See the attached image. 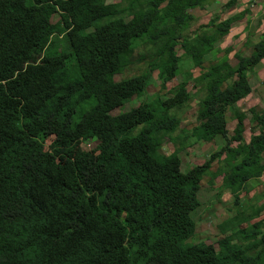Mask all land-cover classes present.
<instances>
[{
  "label": "trees",
  "instance_id": "obj_1",
  "mask_svg": "<svg viewBox=\"0 0 264 264\" xmlns=\"http://www.w3.org/2000/svg\"><path fill=\"white\" fill-rule=\"evenodd\" d=\"M208 2L0 0V264H264L263 219L252 222L264 203L222 221L230 232L217 249L186 242L210 161L223 162L210 181L222 173L235 206L249 179L264 175V109L249 108L246 141L236 105L252 91L246 72L264 58V31L249 55L233 53L235 64L214 61L247 8L189 31V10ZM145 56L141 72L114 79ZM154 70L162 86L179 75L166 95H147ZM133 96L139 104L111 114ZM194 97L193 143L215 134L225 143L182 172L180 118ZM225 112L236 119L231 131ZM165 141L178 144L168 155Z\"/></svg>",
  "mask_w": 264,
  "mask_h": 264
},
{
  "label": "rangeland",
  "instance_id": "obj_2",
  "mask_svg": "<svg viewBox=\"0 0 264 264\" xmlns=\"http://www.w3.org/2000/svg\"><path fill=\"white\" fill-rule=\"evenodd\" d=\"M120 0H106V2H118ZM226 0H209L207 4H204L202 8H192L189 12L194 15L195 20L191 24L189 31H192L197 28L200 24L206 23L213 13H219L221 18H225L228 15L236 13L242 9L247 8L244 16L233 22L229 33L223 38L221 43L215 47L216 55L211 56V59L214 61L227 55L229 62L235 64L236 59L233 56V53L239 51L241 55H249L252 50V44L258 40L259 34L264 31V23L261 21V17L264 14V0H240L239 5L233 8L226 9L224 8V3ZM57 16L53 17V21ZM258 21H261L260 25ZM247 26L244 28L245 23ZM253 29L252 35L250 31ZM230 47V48H228ZM228 50L226 51V49ZM150 57L145 56L143 62L135 61L131 67H127L121 74H115L114 79L118 80L121 77H128L133 74L141 72L142 67L145 66L146 60ZM203 66L208 65V61H204ZM182 66L185 70H190L193 75H198L199 67L192 66L191 62L182 63ZM152 81L147 86V95L150 96L155 93L159 95H166L168 89L174 85L179 80V75L172 77L169 80H166L165 84L160 85V80L157 78V72L154 70L152 72ZM246 78L249 80L252 91L243 99L237 102V109L240 113L244 112L245 117L243 118L244 122V138L248 140L249 135L251 134L252 123L249 122L250 112L249 108L253 107L256 111H262L264 109V58L257 64V66L251 71L246 72ZM192 86L191 81L188 83V88ZM262 93V95H261ZM164 95V96H165ZM140 98L133 96L128 102H126L122 107L114 108L111 111L112 114H116L120 109L127 110L130 107L136 106L139 104ZM198 110V99L196 97L192 98L189 102L188 107L185 112L182 113L180 118V128L182 127L185 133V147L182 150H179L178 156L181 160V171L189 172L195 167H203L209 159L210 154L220 150L225 143V139L221 134H215L210 142H201L193 143V138L189 134L192 126L197 124L196 114ZM227 129L230 131L234 128L236 119L229 115L228 112L224 114ZM250 129V130H249ZM89 143L86 144V147H92L96 142L93 139L88 140ZM49 141L45 142L47 145ZM235 144V143H233ZM176 142L165 141L159 146V152L162 155L170 154L177 146ZM224 153H221V159H224ZM220 160L214 159L210 161L208 167L202 175L200 181V188L198 191L200 205L191 212V218L194 221L195 232L188 240L189 243H194L202 241L208 244H213L214 247L218 248L219 238L223 236L220 232L219 223L226 218L232 217L236 214L237 210L242 209L247 205H260L264 203V198L260 196L261 191L264 189V176L260 179H252L248 184L247 192H242L239 195L240 205L244 206H235L232 202V197L229 190L224 188L221 184L223 175L220 173L216 176L211 182L209 181L210 176L214 173L217 168L221 166ZM210 169V170H209ZM208 170L210 173H208ZM260 215L252 220L257 221L258 219H263L262 231L264 232V208L259 213Z\"/></svg>",
  "mask_w": 264,
  "mask_h": 264
},
{
  "label": "clouds",
  "instance_id": "obj_3",
  "mask_svg": "<svg viewBox=\"0 0 264 264\" xmlns=\"http://www.w3.org/2000/svg\"><path fill=\"white\" fill-rule=\"evenodd\" d=\"M261 21H262V23H264V18H262ZM245 25H246V23H245ZM245 25H244V28L246 27ZM230 29H231V27H230ZM230 29H229V31H230ZM228 33H229V32H228ZM228 33H227V34H228ZM255 42H256V41H255ZM213 53H214V54H213ZM212 54H213L214 56L216 55V50H215V48H214ZM119 74H120V73H119ZM152 79H153V78H152ZM263 81H264V79H263ZM149 84H150V83H149ZM149 84H148V85H149ZM146 88H147V87H146ZM146 91H147V90H146ZM147 94H148V93H147ZM191 100H192V99H191ZM191 100H190V101H191ZM190 101H189V102H190ZM189 102H188V104H189ZM187 107H188V106H187ZM187 107L185 108V110H184L183 112L186 111ZM113 109H114V108H113ZM111 110H112V109H111ZM110 112H111V111H110ZM111 114H112V113H111ZM196 119H197V124H198V123H199V120H198V110H197V114H196ZM197 124H195V125H197ZM192 127H193V126H192ZM249 130H250V129H249ZM249 136H250V135H249ZM248 139H249V138H248ZM246 141H247V140H246ZM220 159H221V158H220ZM180 170H181V168H180ZM217 176H218V175H217ZM263 176H264V175H263ZM215 177H216V176H215ZM261 177H262V176H261ZM261 177H260V178H261ZM260 178H258V179H260ZM201 179H202V178H201ZM252 179H255V178H254V177H253V178H250V179H249V182H250ZM258 179H255V180H258ZM212 180H213V179H212ZM200 181H201V180H200ZM209 181H210V179H209ZM258 181H259V180H258ZM210 182H211V181H210ZM249 182H248V184H249ZM199 188H200V183H199V186H198V188H197V190H196V198H197L198 203H199L198 206L200 205V200H199V195H198ZM248 188H249V187H248ZM263 190H264V189H263ZM263 190H262V191H263ZM262 191H261V193H260V196L262 195ZM228 192L230 193V195H231V197H232V202H233V195H232V193H231L230 191H228ZM262 197H263V195H262ZM263 198H264V197H263ZM233 205H235V204L233 203ZM238 205H239V206H244L243 204L240 205V202H238ZM198 206H197V207H198ZM197 207H196V208H197ZM196 208H195V209H196ZM195 209H194V210H195ZM242 209H243V208H242ZM194 210H192L191 212H193ZM239 210H241V209H239ZM237 211H238V210H237ZM191 212L189 213V218H190V220H191L192 222H194V221L192 220V218H191V215H190ZM233 216H234V215H233ZM229 218H231V217H229ZM224 220H226V219H224ZM224 220H223V221H224ZM221 222H222V221H221ZM221 222H220V223H221ZM220 223H219V225H220ZM244 224H245V223H242L241 225L243 226ZM219 225H218V226H219ZM241 225H240V226H241ZM192 227H193V230H194V232H195V228H194L195 226H194V223H192ZM229 227H230V226L228 225V229H229ZM219 228H220V227H219ZM194 232H193V233H194ZM220 232H221V231H220ZM229 232H230V230H227L226 232H224V233L221 232V233H222L223 235H226V234H228ZM193 233L187 238V240H186L187 243H189L188 240H189L190 237L193 235ZM222 237H223V236H222ZM220 239H221V238H219V239L217 240V242H218ZM198 242H202V241H198ZM198 242H194V243H198ZM194 243H189V244H194ZM204 243H205V242H204ZM205 244H208V243H205ZM211 245H213V244H211ZM213 246H214V245H213ZM214 248L217 249L216 247H214Z\"/></svg>",
  "mask_w": 264,
  "mask_h": 264
}]
</instances>
